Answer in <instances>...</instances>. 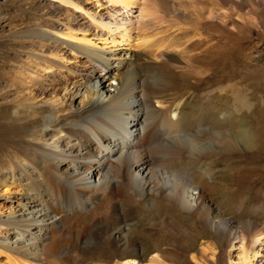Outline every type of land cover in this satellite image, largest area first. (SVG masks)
Instances as JSON below:
<instances>
[{
  "label": "bare ground",
  "instance_id": "1",
  "mask_svg": "<svg viewBox=\"0 0 264 264\" xmlns=\"http://www.w3.org/2000/svg\"><path fill=\"white\" fill-rule=\"evenodd\" d=\"M86 1L105 6V13L87 12L81 0H60L89 23L72 21L75 28L57 34L33 32L52 43L37 42L25 61L20 50L0 66V95L9 99L0 102V114L21 122L26 138L0 164L20 172L28 186L1 181L3 197L18 204L0 213L7 232L0 236V264H226L224 249L236 233L238 264H251L264 229L224 214L249 191V174L264 162V155L238 151L232 138L248 124L240 116L246 104L234 97L213 123L184 124L180 100L237 88L213 78L260 73L252 55H264V0ZM171 49L194 53L184 62ZM67 55L79 60L74 68ZM210 163L223 165L238 186L216 199L215 208L207 198L217 176ZM194 166L200 172L189 171ZM124 205L149 217L175 211L195 234L172 254L150 243L141 258ZM207 229L217 241H204Z\"/></svg>",
  "mask_w": 264,
  "mask_h": 264
},
{
  "label": "rangeland",
  "instance_id": "2",
  "mask_svg": "<svg viewBox=\"0 0 264 264\" xmlns=\"http://www.w3.org/2000/svg\"><path fill=\"white\" fill-rule=\"evenodd\" d=\"M85 2L89 4V7L84 6ZM80 4L81 6L83 5L82 7L87 12L105 13V6L98 8L93 2L86 0H81ZM86 20L87 19L83 17L82 13L80 14V12L68 10L60 0H0V66L6 61L11 62V57H17V52L20 50L21 54H18V57H21L22 61H25V59H27L26 57H28L26 52L36 51L38 47L36 44L37 42L52 43L51 40H48L44 36L31 33H35L36 31L45 32L47 34L63 33L64 29L68 26L75 28L71 25L72 21H81V23L85 22L88 24L89 21ZM84 29L90 32V29L86 27ZM226 34L231 40L237 38V36L232 34L229 30ZM218 35L217 32H213V37H218ZM18 43H23L24 47L19 49L17 47ZM252 43L258 44L256 40ZM259 44L263 45L262 48L264 49V34L260 35ZM172 52L177 59L184 62L194 53L193 51L191 52V50H188V52H177L172 50ZM66 57H68V55ZM252 57L254 59L252 66L260 70L259 74L242 75L234 80L229 78H222L221 80L220 77L213 78V80L220 81L219 83L222 84L225 82L228 83L229 81L231 83H236L237 88L232 89L234 91L231 92L227 89L228 91L222 93L223 95L215 93L209 98L200 97L197 93L186 94L182 97L180 102L182 104V120L184 124H189L192 121L209 124L213 123L220 115V112L225 106L224 104L231 107L233 103H236L234 97L241 99L248 108L246 106L242 108L240 116L245 118L248 124L235 131H233L231 127V130L234 132L232 138L237 142L238 151L251 154L254 153L262 157V155H264V132H262L264 131V55L258 58L259 55L254 54ZM73 58L74 56H69L67 58V65L74 68V64L79 62V60ZM4 99L9 101V99L0 95V102ZM9 118V115L0 114V157L3 159L13 154V145L26 144L24 143L26 138L22 135L23 133H21L24 130L23 126H19L21 122L12 123ZM17 135L20 137L18 138ZM0 165H2V163ZM3 165L0 167V213L5 216L14 210L18 202L16 199H13L12 196L10 198H7V196L3 197L4 190L1 181L6 179L11 182L14 180L15 183L19 185V189H27L28 186L26 185V179L22 177L20 172L14 171L12 173L7 166ZM206 166L208 168L209 166L213 167V174L217 175L215 177V186L213 185L212 187V192L210 190L207 192V198L212 201L210 205L212 208H215L216 199L221 197L228 188L237 189L238 186L230 181L229 178L232 175L225 170L223 165L210 163ZM256 167L258 169H254L255 173L249 174V176H252L250 178L252 182L251 187L248 189V193H244L241 197L245 198L242 210L238 211L235 209V206L241 201L239 197L234 201V209H229V211L224 212V214L237 221L251 220L264 229V162L261 161ZM195 168L196 166H194V168L190 167L189 171L195 173L199 170V168ZM251 168L252 166L248 167L247 170ZM200 170L198 172H200ZM207 179L210 181V177ZM198 180L199 176H194V183L198 182ZM195 184L198 186L197 183ZM245 186H247V184H245ZM195 190H193V192L197 193L198 189L195 188ZM261 204L262 207L257 209ZM123 209L129 215L127 226L138 238L136 254L137 256H141V258L148 255L147 248L150 243L172 254L174 252V246H180L184 239H190L195 234V229L191 226L188 219H183L180 216L181 214L179 215L175 211L164 210V212L159 214V217L157 215L149 217L130 205H124ZM6 233L5 230L0 228V236ZM206 234L205 242L209 241L212 243L215 240L217 241L213 231L207 229ZM241 238V235L236 233L234 240L230 239L231 241L228 243V247L224 249L225 253L228 255L226 264H238L239 254L241 253ZM202 243L204 242L200 240L196 242L194 249L199 250ZM254 246L255 248H252L253 251L258 252L259 255L252 259L251 264H264V240L262 243H256ZM99 251L100 250H97V252ZM228 257L230 259H228ZM0 261L1 263H5V258H1Z\"/></svg>",
  "mask_w": 264,
  "mask_h": 264
}]
</instances>
